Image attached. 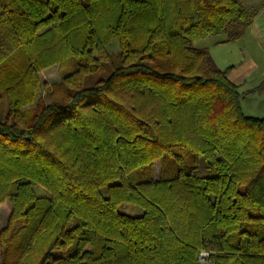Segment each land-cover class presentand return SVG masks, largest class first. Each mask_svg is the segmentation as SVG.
I'll return each mask as SVG.
<instances>
[{
  "label": "trees",
  "instance_id": "trees-1",
  "mask_svg": "<svg viewBox=\"0 0 264 264\" xmlns=\"http://www.w3.org/2000/svg\"><path fill=\"white\" fill-rule=\"evenodd\" d=\"M246 12L0 0V264H264V116L194 44L240 40Z\"/></svg>",
  "mask_w": 264,
  "mask_h": 264
},
{
  "label": "rangeland",
  "instance_id": "rangeland-1",
  "mask_svg": "<svg viewBox=\"0 0 264 264\" xmlns=\"http://www.w3.org/2000/svg\"><path fill=\"white\" fill-rule=\"evenodd\" d=\"M245 8L246 13L251 16L253 20V24L247 29L243 38H240L239 47L243 50L242 52L247 54V56H251L254 59H257L258 65L261 67L259 69V73L255 75V77L250 78L251 84L256 82V78L259 77L260 73L264 70V0H240ZM215 40L227 39L226 35L215 36ZM209 39H201L194 41L197 48H200L207 45L209 43ZM113 52L118 51V46L114 44L111 49ZM58 66H53L47 70H45L42 74V78L44 81L51 83L58 82L60 80ZM264 83V80L258 81L254 87L260 86ZM252 87V88H254ZM244 109V112L248 116L253 117H263L264 116V93H250L244 95V99L241 105ZM154 176L155 179L159 178L160 173V162L156 163L154 167ZM38 194L45 193L47 195V191L42 187L35 188ZM11 204L7 201L5 204L0 206V225L4 227L7 223L8 217L11 212L10 208ZM121 211L127 213V215H141L143 213V209L140 207H135L131 205H123L121 207Z\"/></svg>",
  "mask_w": 264,
  "mask_h": 264
},
{
  "label": "crops",
  "instance_id": "crops-1",
  "mask_svg": "<svg viewBox=\"0 0 264 264\" xmlns=\"http://www.w3.org/2000/svg\"><path fill=\"white\" fill-rule=\"evenodd\" d=\"M214 38L215 36L206 38L210 41L201 48L208 49L209 54H211L217 65L216 67L222 70L229 66L234 67V70L229 75V79L240 87V93L243 94V101L244 95L254 89V85H256L258 81L264 80V70L260 73L259 77L256 78V82L251 84L250 78L255 77L261 68L258 65L257 59L247 56V54L242 52L243 50L238 45L240 40L236 42H227V39L215 40Z\"/></svg>",
  "mask_w": 264,
  "mask_h": 264
},
{
  "label": "built area",
  "instance_id": "built-area-1",
  "mask_svg": "<svg viewBox=\"0 0 264 264\" xmlns=\"http://www.w3.org/2000/svg\"><path fill=\"white\" fill-rule=\"evenodd\" d=\"M200 261L202 264H214L211 260H210V253H208L207 251H202L200 254Z\"/></svg>",
  "mask_w": 264,
  "mask_h": 264
}]
</instances>
